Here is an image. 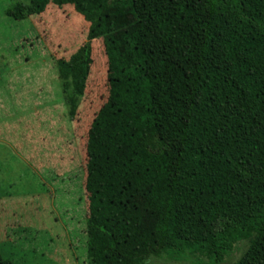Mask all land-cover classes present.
Here are the masks:
<instances>
[{"label":"trees","instance_id":"obj_1","mask_svg":"<svg viewBox=\"0 0 264 264\" xmlns=\"http://www.w3.org/2000/svg\"><path fill=\"white\" fill-rule=\"evenodd\" d=\"M73 8L85 41L55 61L72 118L94 40L124 102L87 132V264H264V0H24L23 21ZM0 264H13L0 258Z\"/></svg>","mask_w":264,"mask_h":264},{"label":"rangeland","instance_id":"obj_2","mask_svg":"<svg viewBox=\"0 0 264 264\" xmlns=\"http://www.w3.org/2000/svg\"><path fill=\"white\" fill-rule=\"evenodd\" d=\"M18 1L0 0V258L87 264V132L105 106L124 102L122 82L94 40L85 92L70 118L54 64L85 41L88 24L70 6H48L23 21L6 17ZM245 247L236 244L223 264ZM144 264L198 262L170 252Z\"/></svg>","mask_w":264,"mask_h":264}]
</instances>
